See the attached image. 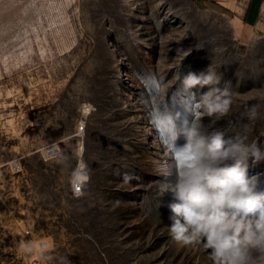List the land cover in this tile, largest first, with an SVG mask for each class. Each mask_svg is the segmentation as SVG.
Listing matches in <instances>:
<instances>
[{
  "label": "rangeland",
  "instance_id": "rangeland-1",
  "mask_svg": "<svg viewBox=\"0 0 264 264\" xmlns=\"http://www.w3.org/2000/svg\"><path fill=\"white\" fill-rule=\"evenodd\" d=\"M249 3L0 0V264H212L211 250L169 235L164 141L192 119L191 93L208 91H186L184 77L211 65L237 93L214 128L264 152V106L238 119L264 89V8L246 23ZM51 145L61 163L43 155ZM80 163L90 180L75 198ZM246 168L264 193V159Z\"/></svg>",
  "mask_w": 264,
  "mask_h": 264
},
{
  "label": "clouds",
  "instance_id": "clouds-1",
  "mask_svg": "<svg viewBox=\"0 0 264 264\" xmlns=\"http://www.w3.org/2000/svg\"><path fill=\"white\" fill-rule=\"evenodd\" d=\"M221 79L211 65L183 79L186 91L197 86H207L208 91L198 98L191 93L187 110L192 119H183L179 126L175 122L176 138L164 141L175 173V181L164 190L170 191L175 200L168 205L172 215L167 227L177 245L211 250L212 264H264V193L255 191L258 178L249 177L246 168L249 157L264 159V152L246 136L225 139L224 131L214 128L216 121L229 115L237 95L230 82L221 87ZM256 92L250 98L252 103L244 104L239 120L258 118L264 106V89ZM205 116L212 118L208 125L202 122ZM180 136L185 140L182 146L176 143ZM46 151L62 162L53 155L51 146ZM89 180L86 163L72 170L70 184L75 198L85 195ZM17 246L28 253L36 247L28 241H20Z\"/></svg>",
  "mask_w": 264,
  "mask_h": 264
},
{
  "label": "crops",
  "instance_id": "crops-1",
  "mask_svg": "<svg viewBox=\"0 0 264 264\" xmlns=\"http://www.w3.org/2000/svg\"><path fill=\"white\" fill-rule=\"evenodd\" d=\"M264 8V0H250L244 20L247 23H257Z\"/></svg>",
  "mask_w": 264,
  "mask_h": 264
},
{
  "label": "built area",
  "instance_id": "built-area-1",
  "mask_svg": "<svg viewBox=\"0 0 264 264\" xmlns=\"http://www.w3.org/2000/svg\"><path fill=\"white\" fill-rule=\"evenodd\" d=\"M51 147H52V153H53V155H55L57 153L58 149L55 145H51ZM43 155L46 156V158L50 156L49 153L46 151V149L44 150ZM0 177H1V170H0Z\"/></svg>",
  "mask_w": 264,
  "mask_h": 264
}]
</instances>
